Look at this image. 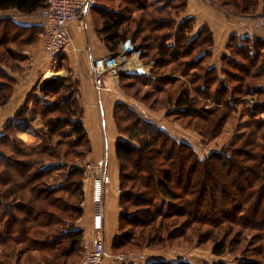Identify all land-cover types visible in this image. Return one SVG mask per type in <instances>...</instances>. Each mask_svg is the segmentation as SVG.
<instances>
[{"label": "trees", "instance_id": "1", "mask_svg": "<svg viewBox=\"0 0 264 264\" xmlns=\"http://www.w3.org/2000/svg\"><path fill=\"white\" fill-rule=\"evenodd\" d=\"M207 1L227 14L264 15V0ZM96 3L97 34L109 54L130 40L139 59L152 62L148 75L117 74L127 97L163 111L168 123L204 142L232 127L226 144L199 157L134 104H115L113 120L124 138L115 143L120 214L111 253L208 244L215 256L264 264V37L232 34L215 66L213 32L206 24L193 29L194 18L184 17L186 0ZM44 7V0H0V107L12 96V73L23 70L22 51L37 46L44 30L43 24L19 23L12 13L27 18ZM62 67L58 62L54 69ZM41 92L55 104L28 96L0 133V264H77L83 256V229L75 223L83 214V163L91 146L77 82L66 76L59 87ZM26 113L44 129L13 123ZM23 132L25 142L17 137Z\"/></svg>", "mask_w": 264, "mask_h": 264}, {"label": "crops", "instance_id": "2", "mask_svg": "<svg viewBox=\"0 0 264 264\" xmlns=\"http://www.w3.org/2000/svg\"><path fill=\"white\" fill-rule=\"evenodd\" d=\"M151 1V0H149ZM187 6L184 17H193V29L197 30L206 24L213 32L212 65H219V58L226 53L225 45L232 34L238 36H250L252 34L264 37V32L254 31L243 24H247L245 17L229 15L220 8L210 4L207 0H186ZM100 9L95 8L82 13L79 16L82 27L77 22L69 25L71 42L66 47L60 58L63 66L56 70L62 80L69 76L77 82L78 101L83 111L82 122L88 134L91 151L86 156L85 162L103 165V195L100 203L101 228L96 231L93 228V216L97 212V205L93 199V184L95 172L83 180V214L75 223L76 228L83 229L82 238L92 245L97 237H101L105 246L106 256L103 264H146L150 260L167 259L159 251H138L132 260L123 261L117 255L110 253V246L117 233L119 207V182L118 163L115 156V143L118 139L124 138L119 135L113 120L115 104L124 102L133 105L134 101L127 97L119 88L118 79L110 72H103L98 78L93 76L91 64L93 58L109 54L104 40L97 34L96 26L101 20ZM19 23L43 24L40 15L32 17L17 16ZM122 51L120 46V52ZM31 64L27 68L24 64L23 72L12 73L16 83L10 99L4 106L0 107V133L7 118L29 103L31 98L42 97L39 91L40 82L50 72H54L53 62L41 50L40 44L30 51ZM136 61V64H135ZM138 63V65H137ZM133 64V65H132ZM152 62H142L139 57L130 55L124 66L129 74H149ZM130 66V67H129ZM31 95V98L28 97ZM52 97H50L51 99ZM52 100V99H51ZM55 104V103H54ZM17 126H31L39 129L41 122L37 117L28 113L22 119L13 118ZM169 124V125H168ZM164 128L176 129L175 125L168 123ZM27 140L25 133L20 135ZM57 177V179H56ZM54 184H59L62 178L56 176ZM120 254V253H119Z\"/></svg>", "mask_w": 264, "mask_h": 264}, {"label": "built area", "instance_id": "3", "mask_svg": "<svg viewBox=\"0 0 264 264\" xmlns=\"http://www.w3.org/2000/svg\"><path fill=\"white\" fill-rule=\"evenodd\" d=\"M45 7L39 12L43 20V34L40 40L42 52L52 60L53 68L60 61L62 53L71 42L69 25L77 22L82 27L79 16L96 7V0H44ZM253 24L257 28H264V17L253 19ZM127 53L121 51L118 54H107L93 58L91 71L95 78L103 72H110L114 77L118 73L126 72L122 66L126 63ZM140 52L134 51L130 55L139 57ZM57 76L56 72H50L46 77ZM44 100H49L48 96H43ZM84 176L89 177L96 171L93 184V199L97 205V212L93 216V228L99 231L101 228L100 203L103 195V165L86 162L84 164ZM83 256L77 264H103L106 256L104 243L101 237H97L92 245L82 238ZM135 252L120 253L119 259L134 257Z\"/></svg>", "mask_w": 264, "mask_h": 264}, {"label": "rangeland", "instance_id": "4", "mask_svg": "<svg viewBox=\"0 0 264 264\" xmlns=\"http://www.w3.org/2000/svg\"><path fill=\"white\" fill-rule=\"evenodd\" d=\"M167 1L168 0H151V2L157 6L165 4ZM260 13H264V11L261 10ZM12 14L17 19L16 15L14 13H12ZM229 15H232V14H229ZM238 17H241V18L245 17L244 19L247 22V24H243V25L247 26L249 29H252L254 31H264V28H257L253 24L254 18L264 17V15L238 16ZM39 44H40V42H39ZM31 50H32V48L31 49H25L22 51V54H24L26 56L25 61L22 64H24L25 67L27 66V68L31 64V61H30V57H31L30 51ZM5 59H7V58L5 57L4 60ZM10 63H11L10 61H7V64L4 67L10 66L9 65ZM210 64H212V63L210 62ZM215 66H218V65H215ZM23 70H22V72H23ZM54 72H56V70H54ZM48 74H50V73H48ZM57 75H60V74H57ZM50 97L51 96H48L49 100H47V101L43 99V96L41 97V99L44 100L45 102H48L49 104H54L56 102L55 98L52 97L51 98L52 100H51ZM250 103H252V100H250ZM134 108L140 115H142L144 117L147 116L150 120H153L157 124H163L165 126L169 125L163 116V111H160V112L149 111L144 104H141L138 102L134 103ZM31 116H33V115H31ZM39 121H40V119H39ZM172 124L173 123H170V125H172ZM174 125L176 127V129H174V130L167 128V127L165 129L170 134H172L175 138H177L178 140H182V141L189 143L193 147L194 151L197 153V155L199 157H203L210 150L220 149V147H222L224 144H226V142L229 140V138L231 136V128H232L230 125H227V128L225 129L224 133L221 134L217 138L218 139L217 141L204 142L198 133H196L192 130H189V129H184V128L180 127L179 125H176V124H174ZM33 129L34 130H43L44 127H43V124L41 123V126L39 127V129H35V128H33ZM23 133H25V132H23ZM23 133H17V137L19 139H21V141L25 142L26 140H23L20 136ZM25 134L28 137V134L27 133H25ZM85 163L86 162L83 163V168H84ZM56 176H59L61 178L62 173L58 174ZM56 179H57V177H56ZM141 251H143V250H141ZM131 252H138V251L134 250ZM159 252L160 253H157V254H160V255L164 254L165 257L167 259H169L170 261L172 260V262H176L179 260H187V261L192 262L193 264H212L216 261L223 262L224 264H238L239 261L242 259L240 256L230 255V254H225L223 256H215L211 253L210 246L208 244L207 245L206 244L192 245V246L181 244L179 247H166L165 249H163ZM110 253H111V251H110ZM122 253H126V252H122Z\"/></svg>", "mask_w": 264, "mask_h": 264}, {"label": "water", "instance_id": "5", "mask_svg": "<svg viewBox=\"0 0 264 264\" xmlns=\"http://www.w3.org/2000/svg\"><path fill=\"white\" fill-rule=\"evenodd\" d=\"M121 49L124 53H131L134 51H137V46L132 45L130 40H127L125 43L121 45ZM62 79L58 76H47L45 77L39 84V91L47 90V89H53L55 87H59L62 83Z\"/></svg>", "mask_w": 264, "mask_h": 264}, {"label": "bare ground", "instance_id": "6", "mask_svg": "<svg viewBox=\"0 0 264 264\" xmlns=\"http://www.w3.org/2000/svg\"><path fill=\"white\" fill-rule=\"evenodd\" d=\"M135 64H136V61H135ZM133 65V64H132ZM137 65H138V63H137ZM130 67V66H129Z\"/></svg>", "mask_w": 264, "mask_h": 264}]
</instances>
